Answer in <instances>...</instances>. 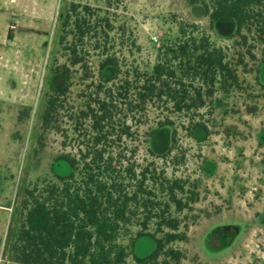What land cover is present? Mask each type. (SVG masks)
Instances as JSON below:
<instances>
[{
    "label": "rangeland",
    "instance_id": "rangeland-1",
    "mask_svg": "<svg viewBox=\"0 0 264 264\" xmlns=\"http://www.w3.org/2000/svg\"><path fill=\"white\" fill-rule=\"evenodd\" d=\"M200 1L0 0V264H18L9 262L6 246L24 218L27 191L72 171L59 157L78 150L71 117L82 103L83 67L98 74V55L105 50L152 67L164 42L178 35L181 22L199 23L217 45L232 46L236 21L223 19L211 30ZM78 19L102 21L106 30L97 31V50L96 40L89 44L86 38L77 51L91 58L73 65L67 48L74 46ZM104 34L109 42L100 37ZM254 51L257 61L247 57L248 67L239 71L244 89L217 96L210 133L189 138L179 131L186 164L173 168L157 160L168 165L169 173L198 184L196 203L177 213L186 240L170 245L182 252L181 264H264V62H258L261 51ZM65 64L73 85L60 99L64 105L57 119L45 127L48 97L66 85L65 77L54 70ZM172 134L171 127L157 130L143 145L141 158L150 157L149 147L157 155L167 153ZM33 224L40 226L42 219L35 217ZM137 229L133 227V233ZM155 250L152 237L137 239V256Z\"/></svg>",
    "mask_w": 264,
    "mask_h": 264
},
{
    "label": "trees",
    "instance_id": "trees-1",
    "mask_svg": "<svg viewBox=\"0 0 264 264\" xmlns=\"http://www.w3.org/2000/svg\"><path fill=\"white\" fill-rule=\"evenodd\" d=\"M200 2L211 30L223 19L236 21L232 46L217 45L199 23L181 22L178 35L164 42L152 67L126 62L106 50L98 55V74L83 67L82 103L71 117L78 150L59 157L72 171L27 191L24 218L6 246L10 262L181 264L182 252L170 245L186 240L177 213L196 203L198 184L169 173L168 165L157 160L173 168L186 164L179 131L189 138L209 134L219 93L227 96L244 89L239 71L248 67L247 57L257 61L254 50L262 53L259 64L264 62V0ZM84 11L92 9L85 6ZM100 22L78 19L74 24V46L67 48L73 65L91 58L77 51L86 38L89 44L96 40L95 50L100 48ZM107 36L100 37L109 42ZM54 73L64 76L66 85L48 97L45 127L56 118L64 105L60 99L73 85L69 65ZM163 127L173 129L169 151L157 155L149 147L150 157L142 159L143 145ZM35 217L42 219L40 226L33 224ZM143 236L155 240L156 250L140 257L134 248Z\"/></svg>",
    "mask_w": 264,
    "mask_h": 264
},
{
    "label": "crops",
    "instance_id": "crops-1",
    "mask_svg": "<svg viewBox=\"0 0 264 264\" xmlns=\"http://www.w3.org/2000/svg\"><path fill=\"white\" fill-rule=\"evenodd\" d=\"M10 262V261H9Z\"/></svg>",
    "mask_w": 264,
    "mask_h": 264
}]
</instances>
